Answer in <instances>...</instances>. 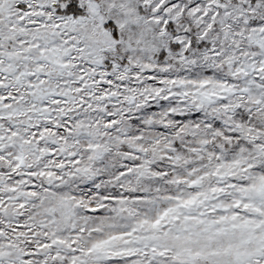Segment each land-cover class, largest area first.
<instances>
[{
    "label": "snow or ice",
    "instance_id": "6c2138e0",
    "mask_svg": "<svg viewBox=\"0 0 264 264\" xmlns=\"http://www.w3.org/2000/svg\"><path fill=\"white\" fill-rule=\"evenodd\" d=\"M0 264H264V0H0Z\"/></svg>",
    "mask_w": 264,
    "mask_h": 264
}]
</instances>
